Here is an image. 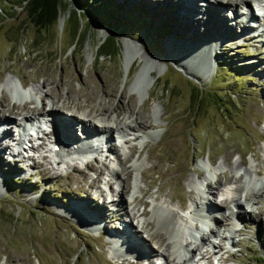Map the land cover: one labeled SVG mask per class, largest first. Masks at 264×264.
Returning <instances> with one entry per match:
<instances>
[{
  "label": "rangeland",
  "instance_id": "1",
  "mask_svg": "<svg viewBox=\"0 0 264 264\" xmlns=\"http://www.w3.org/2000/svg\"><path fill=\"white\" fill-rule=\"evenodd\" d=\"M238 2L241 13L243 0ZM87 4L95 16L82 20L84 40L73 45L68 36L72 17L65 22L61 13L55 25L37 31L19 0H0V117L11 118L9 137L14 140L22 115L35 118L51 107L70 119L67 109L72 111L77 121L90 111L100 125L110 119L118 124V129L108 130L109 148L99 144L88 157L73 160L61 161L50 151V122L43 123L46 135L40 131V137H30L21 147L9 138L13 150L20 153L13 158L0 154V264H124L119 255L111 254L105 230L98 232L82 216L66 212L72 202L96 206L104 202L107 214L120 210L127 230L146 243L140 223L149 219L150 212L140 215L143 208L148 211L161 203L172 209L181 203L202 207L207 197L212 201L206 204L218 206L211 211L217 220L221 212L245 209L236 226H229L231 220L221 216L217 225L209 222L212 229L215 226L209 238L221 247L207 264H264V29L249 23L253 29L243 35L250 39L243 40L241 34L224 38L212 20L199 22V34L191 38L215 37L219 45L211 56L215 69L212 63L195 69L178 61L175 50L165 43L174 37L172 24H183L182 19L176 20L183 12L178 2L87 0ZM222 13L228 21L231 13ZM113 28L121 33L115 36L118 54L96 57L97 44ZM231 31L243 32L242 24L230 25ZM131 50L138 56L126 71L125 53ZM144 64L155 82L140 99L130 84ZM24 86L28 97L18 101L13 88ZM196 86L215 93L216 99L197 106L191 95ZM129 120L146 126L135 132L129 129ZM119 159L130 169V175L120 174L128 188L124 206L116 201L121 189L114 173L120 170ZM215 179L220 188L209 193L206 183L214 187ZM249 191L253 196L246 204L243 195ZM239 195L240 203L229 201ZM136 198L144 199L147 206L136 203ZM226 198L229 203L221 207L217 202ZM111 201L116 204L109 205ZM189 214L186 221L177 217L178 223L191 227L194 214ZM117 225L116 221L108 224V230ZM185 240L183 247L204 254L209 249L203 243L196 245L198 239L193 242L184 235L181 242ZM168 253L172 248L164 246L163 251L150 252L148 260L163 264ZM206 256L191 264H206Z\"/></svg>",
  "mask_w": 264,
  "mask_h": 264
},
{
  "label": "bare ground",
  "instance_id": "2",
  "mask_svg": "<svg viewBox=\"0 0 264 264\" xmlns=\"http://www.w3.org/2000/svg\"><path fill=\"white\" fill-rule=\"evenodd\" d=\"M153 1L156 3L158 1L162 2L165 0H153ZM166 1L178 2V6H180V10L183 11L181 13L182 16L177 17L176 19V20L182 19L183 22L181 23L183 24L181 26L175 22L174 24H172L174 25V29L170 28V30L175 32L173 35L174 37L170 36L165 40L166 46L172 47L173 50H175L174 54H176V58L178 59V61H180L183 64L184 62H186L189 64L190 67H193V68L195 67V69L197 67L205 69L210 63H212L214 67L215 60L214 62L213 60L211 61V56L213 57L216 55L217 53L216 51L218 50L217 46L219 45V41L218 39H215V37H211V38L206 37L205 39H202V36L198 35V39H202V40L191 38L192 35L199 34L197 31V28H198L197 24L199 22L212 20L213 24H215V28H218L219 30L218 34L225 36L224 38L233 37L235 35L236 37H238V35L240 34L241 35L245 34L247 29H250V30L253 29V28H249V25H250L249 23L241 22V20L239 19V16L241 15V13L240 11H238V4H239L238 0H214L212 1L213 4H211L208 0H204L205 3L203 4L204 6L202 7L198 5L199 3L196 0H166ZM246 3H248V0H243L242 5L246 6ZM215 7L217 9L220 8L219 13L214 11ZM223 10L226 12L227 11L231 12V14L229 15V18H230L228 20L229 22L225 20V16H228V15H226V13H222ZM176 12L178 13L179 10H177ZM252 16H253V13H252ZM238 20H240V22ZM190 23H193L194 26L191 25ZM236 23L242 24L243 32L241 33H237L236 31L228 32L229 26L234 25ZM176 35H179V37L176 38ZM217 37L222 38L221 36H217ZM251 37L252 36L243 35L242 39L243 40L250 39ZM137 56L138 54L134 52V50L133 51L131 50L129 54L125 53L124 66H125L126 71L128 70L132 61H134ZM206 56H208L209 59H205L204 57ZM180 66L183 67L181 64ZM153 82H155V78L151 75V71H148V66L144 64L139 69V72H137V75L134 78V80L131 82L130 89L131 91L136 92L139 95L140 99H143L147 96L148 90L151 87ZM13 90L14 91L12 92V94L18 99V101L19 99L23 101L24 100L23 98L26 95L24 93L29 92L28 89L26 90L23 89V91L21 89V91L23 92L22 93L21 91L17 90L16 87H14ZM26 96L28 97V94ZM27 100L28 98L25 100V103L27 102ZM0 111H1V107H0ZM67 111L71 112L70 113V117H72L71 119L64 116V114L62 115V113H59L58 109L53 110L52 107L49 109V111H45L42 115L38 116L40 118L45 119L41 124L42 126L41 131H43L45 135H46V127L43 126V123L50 122V128H49V131L47 132V135L50 134V136L52 137L51 138L52 145L55 144L57 146L56 150L50 149V151H52L54 155L58 157L60 156V159L62 161V159L63 160L72 159V157H75L76 155L80 153H85V152L88 153L93 150L96 151L98 149L99 144L102 145L101 146L102 148H104V146L109 148L110 146L109 141L106 142L105 144V139L109 135L108 130L118 129V126H117L118 124L117 125L114 124V121L110 119L106 123L102 122L100 125V122L97 120V118L94 115L90 113V111L89 113L84 111L82 115L85 119L77 121L78 118H76V116L73 115V112L69 111L68 109ZM10 119L6 117H0V124H1L0 126V154L4 156V154L8 153L10 157L13 158L18 154L19 149L17 150V148H15L17 150V152H15L13 150V147L11 146L14 144L10 143V140H11V138L9 137L10 130H11L10 128L11 120ZM26 119L34 121L37 118L32 117L31 114L22 115L20 122ZM74 121H76V123ZM80 122H81V125L79 124ZM19 123L17 125H19ZM86 124H89V125L87 126ZM127 125H129L130 130H133L135 132L139 131L140 129L146 126V124H143L137 121H135V123L130 121L129 124ZM71 128L80 129L81 132L77 133V131L75 130L74 131L75 133H73L71 131L72 130ZM23 132L24 131L21 130L20 138L23 137V139H25L24 137L25 135H23ZM106 133L107 135H105ZM98 135H99V138L96 139L95 137ZM5 140H6V143H4ZM14 146L19 147L17 142H15ZM10 149H11V152H10ZM60 159H56V161L58 162ZM15 160H22V159L19 158ZM124 161L125 160L119 159L120 170L114 172L115 176L117 177V179H119V182L121 184L119 196L116 201L117 203L122 204V206H124L123 194H125V192L128 191L127 190L128 188L125 183V180L123 179V176L121 177L120 174H122V172L125 174L130 173V169L125 167ZM74 169L78 170L77 167H74ZM258 172H260V170H258ZM197 174L199 176L202 175L201 172H197ZM214 182H215L214 187H211L210 183H206V186H210L208 189L209 193H212V192L214 193L215 191H218L220 188L219 180L215 179ZM91 185H94V183H92ZM242 190L243 189H241V191ZM252 196H253V192L251 194H250V191L246 192L243 195L244 202L247 204L248 203L247 201H251ZM241 198H242V195H239L238 197H231L229 201H235V202L240 203ZM170 199L172 200V198ZM134 200L138 204L147 206V202L142 198H136ZM210 201H212V198L207 197V200L205 201V203L202 204L203 206L197 207L196 209L197 210L196 212L199 215V220H202V222L200 223H203L200 225H204L205 229H202L199 231V236L197 238L199 242L193 241L195 242L196 245L197 243H199L200 245L201 243H203V247L204 245H206V247H209L208 250L206 249L208 253L210 252V255L208 254L209 259L213 257L212 256L213 253L220 250L219 245L218 246L216 245L215 247L209 240V237L214 236L213 229H215V226L213 227V229L212 227L209 226V222H213L214 225H217L216 222L221 217H223V220H231V225L229 226H232V225L236 226L238 225V222L242 221L240 219V215L244 216L245 214L244 208L243 210L241 211L239 210L236 212L232 210L227 214H225L224 212H221L220 213L221 217L218 214H216L218 215V220H217L215 213H211V211L218 209V206L215 202H213V205L206 204V202L210 203ZM229 201L226 198L222 202H217V203H219L222 207L223 204L229 203ZM114 202L111 201L109 205L114 206L116 204ZM104 205H105L104 202L103 204L96 206V205L89 204L87 201L78 200V201L72 202V204L66 208V212L69 215L71 216L74 215L75 217H78V218H79V215L82 216L83 218H85L86 224L93 227L97 231L98 229L105 230L104 233L107 235L108 242L111 241V245H112V252L110 250L111 254L115 256L119 255L123 259L122 263L124 264L125 263L150 264L152 261V260L151 261L148 260V257H150L151 255L150 252L157 253V251L158 252L163 251L164 246L166 247V249L169 247L170 249L172 248L171 254H175V256L172 257V255L168 253L167 255L168 257H166L167 262L164 259L163 264H169L170 262H172V264H188L190 262L189 259L192 256L196 255L195 252L198 250V248L197 250H195L192 246L190 247L182 246V243L186 244V240L181 242V238H182L181 230H185V229L180 222L178 223L179 220L177 221V217H180L177 209H172L171 207H169V204L167 205V207H165L163 203L155 205L151 209L149 208L150 211L149 209L147 211L146 209L147 207L143 208L141 214H148V212H150L149 219L143 224L140 223V228L142 229V232L145 233V235L143 236L144 240L148 244L143 243L144 241L139 239L137 236H135L132 231L130 232L127 230V228L129 227L127 224L128 222H126L125 220L122 222L123 218H122V214L120 210L118 211L117 209L116 211L115 209L113 214L112 213L107 214L106 213L107 209H106V206L104 208ZM181 205H178V206H181ZM192 205L193 204L190 203L188 207L191 208ZM211 207L212 209L210 210L209 208ZM207 208L209 212L206 211ZM66 212L64 213L65 215H66ZM115 221L118 225L114 226V229L108 230L109 228L108 224L114 223ZM115 230H117L120 234H114L113 231ZM104 233L103 235L105 236ZM148 246H151L152 249ZM181 249L186 250V255L184 254L182 255L180 253ZM198 254H199V258H204V255L202 253L198 252ZM168 258L170 262L168 261Z\"/></svg>",
  "mask_w": 264,
  "mask_h": 264
},
{
  "label": "trees",
  "instance_id": "3",
  "mask_svg": "<svg viewBox=\"0 0 264 264\" xmlns=\"http://www.w3.org/2000/svg\"><path fill=\"white\" fill-rule=\"evenodd\" d=\"M19 6L24 10L27 20L37 31H43L50 25L57 23L61 13H65V22L72 17L73 23L69 31L70 44L77 45L83 42L85 29L82 28L83 19H93L92 7L87 4V0H19ZM99 25L103 23L98 22ZM65 25V23H64ZM112 33V34H111ZM111 34L105 37L96 46V57H110L112 54H118L119 47L116 44L115 36L121 35L116 30L110 29ZM124 36V35H123ZM195 98L197 106L209 100H215V93L202 90L195 87L191 94Z\"/></svg>",
  "mask_w": 264,
  "mask_h": 264
}]
</instances>
